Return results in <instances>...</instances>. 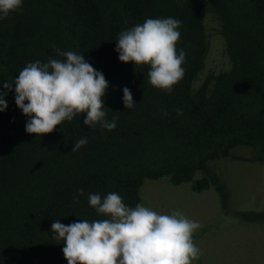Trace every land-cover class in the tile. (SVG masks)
<instances>
[{
  "label": "trees",
  "instance_id": "trees-1",
  "mask_svg": "<svg viewBox=\"0 0 264 264\" xmlns=\"http://www.w3.org/2000/svg\"><path fill=\"white\" fill-rule=\"evenodd\" d=\"M206 13L217 21L230 65L196 86L210 48ZM168 17L182 21L176 48L186 53L171 93L148 83L150 66L120 62L115 51L122 31ZM53 46L82 53L103 73L106 120L115 118L116 128H90L81 114L50 134H28L13 85L0 112V264H67L51 224L104 218L88 193L116 192L135 207L146 180L167 177L194 192L214 189L226 208L229 191L213 162L241 145L264 164V0H23L22 10L0 20V91L29 62L58 58ZM124 87L136 104L130 110ZM81 138L87 144L72 152ZM237 215L264 222V210Z\"/></svg>",
  "mask_w": 264,
  "mask_h": 264
},
{
  "label": "clouds",
  "instance_id": "clouds-1",
  "mask_svg": "<svg viewBox=\"0 0 264 264\" xmlns=\"http://www.w3.org/2000/svg\"><path fill=\"white\" fill-rule=\"evenodd\" d=\"M23 0H0V20L10 12L22 10ZM182 21L168 18H148L122 31L115 51L123 63L148 65V83L171 93L184 77V50L177 51ZM58 58L47 62H29L13 82L3 83L0 91V112L7 109L5 97L15 85V104L29 117L25 125L28 134L42 136L52 133L64 121L86 114L83 123L90 128L99 124L112 131L116 119L106 120L104 97L109 84L102 72L94 69L82 53L62 51L53 46ZM123 105H136L128 87L123 88ZM177 115L182 110L177 109ZM167 115V113H165ZM87 144L86 138L76 141L72 152ZM84 195L77 189L73 202ZM88 204L102 219H79L65 225L60 220L51 224L52 238L63 243L67 264H193L202 250L194 242V234L202 225L181 211L161 214L143 203L129 207L116 192L102 197L88 193Z\"/></svg>",
  "mask_w": 264,
  "mask_h": 264
},
{
  "label": "rangeland",
  "instance_id": "rangeland-1",
  "mask_svg": "<svg viewBox=\"0 0 264 264\" xmlns=\"http://www.w3.org/2000/svg\"><path fill=\"white\" fill-rule=\"evenodd\" d=\"M205 21L210 48L196 86L210 73H218L230 65L217 21L209 13ZM254 156L250 147L240 145L232 155L213 162L229 191L226 208L214 189L194 192L190 183L173 185L167 177L145 181L141 194L146 207L161 214L178 210L201 223L193 239L202 255L193 264H264V222L242 220L237 215L241 210H264V164L251 160Z\"/></svg>",
  "mask_w": 264,
  "mask_h": 264
}]
</instances>
